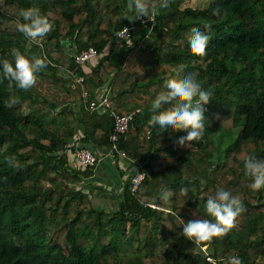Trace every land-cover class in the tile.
<instances>
[{"label":"trees","instance_id":"1","mask_svg":"<svg viewBox=\"0 0 264 264\" xmlns=\"http://www.w3.org/2000/svg\"><path fill=\"white\" fill-rule=\"evenodd\" d=\"M184 1L169 0L147 35L133 32L121 44L115 31L135 15L127 0L2 1L0 60L14 63L17 48L51 63L27 91L0 71V264H208L182 227L189 219L214 220L205 204L220 188L243 210L227 235L207 242L209 253L223 264L231 255L264 264V188L253 191L244 170L247 157L264 159V0H209L196 8ZM32 6L53 24L35 42L16 28L19 10ZM193 27L209 36L203 56L190 50ZM88 46L102 55L80 66L73 56ZM188 73L212 99L204 105L203 137L181 147L176 141L186 132L149 120L165 80ZM105 86L109 106L90 112L82 88L92 96ZM137 107L120 146L147 175L131 192L129 175L118 169L117 207L98 208L82 187L94 166L75 167L68 150L107 147L111 112ZM163 187L172 192L167 203Z\"/></svg>","mask_w":264,"mask_h":264},{"label":"clouds","instance_id":"2","mask_svg":"<svg viewBox=\"0 0 264 264\" xmlns=\"http://www.w3.org/2000/svg\"><path fill=\"white\" fill-rule=\"evenodd\" d=\"M169 0H127V7L132 10L134 17H127L130 21L146 18L154 23L158 8H166ZM219 10L217 9L216 12ZM53 24L47 15L32 6L22 8L17 13L16 28L25 37L32 41L43 38L52 30ZM205 28H211L206 24ZM128 29L124 28L127 33ZM209 36L200 28L193 27L189 36L191 52L203 56L206 52ZM14 63L9 59L0 60L2 78L22 90H29L35 86L37 73L44 69L51 61L46 57L28 58L17 48H13ZM165 90L160 91L151 104L152 115L149 123L159 125L161 129L184 131L186 135L180 136L176 143L181 147H189L192 141H199L204 133L205 108L212 99V92L202 88L195 73H188L182 79H167ZM12 101L11 103H14ZM11 103L9 106H11ZM170 105V107H164ZM80 146V145H78ZM245 175L252 179L249 187L253 191L264 188V159L249 156L244 161ZM184 195L187 188H182ZM172 192L167 187L161 189L160 199L167 203ZM243 210L242 201L231 194L230 191L220 188L214 196H209L205 204V212L210 219H189L183 223V236L199 247L213 238H219L235 227L236 218ZM226 264H243L238 255L228 257Z\"/></svg>","mask_w":264,"mask_h":264},{"label":"built area","instance_id":"3","mask_svg":"<svg viewBox=\"0 0 264 264\" xmlns=\"http://www.w3.org/2000/svg\"><path fill=\"white\" fill-rule=\"evenodd\" d=\"M144 26L145 32L144 35H147L153 23L148 21L146 18L144 19H137L136 21H125L121 24L119 28L116 29L114 35V41L118 44H121L123 41L128 40L131 38L133 32L137 26ZM124 28H127V33L124 32ZM101 52H99L94 46L85 47L79 51H77L74 56V62L79 64L80 66H84L85 63L88 61L97 60L101 56ZM84 80L83 74H78L76 76L77 82H82ZM75 84L72 83V86ZM111 91L110 86L103 87L100 92L96 95H90L89 90L87 88H82L81 90V99L82 103L86 109L90 112H94L96 110H103L104 108L109 106V97ZM141 109L137 107L127 113L119 114L116 112H111L112 116V129L110 132V143L106 148V154L112 156L113 161L116 163L118 167L126 170L129 175V188L131 192H135L138 190L141 182L146 177L147 172L143 168V163L141 160L134 158L133 156L129 155L124 149L121 148V142L128 132L129 128L134 125V118L137 112ZM146 135L151 133V128H146L144 130ZM70 156L73 158L74 161H77L79 164L76 165L77 167L85 168L87 166H95V164L100 160V155L96 153L93 149L89 148L88 146H76L75 149L68 150ZM124 162L126 164H124ZM131 165H129V163ZM157 207L156 205H153ZM203 254V258L208 264H223L218 258L212 256L208 251V244L205 243L199 247Z\"/></svg>","mask_w":264,"mask_h":264},{"label":"crops","instance_id":"4","mask_svg":"<svg viewBox=\"0 0 264 264\" xmlns=\"http://www.w3.org/2000/svg\"><path fill=\"white\" fill-rule=\"evenodd\" d=\"M100 149L103 151L100 152ZM105 149L100 145L93 147V150L101 157L94 166L93 174L84 179L85 188H89L90 197L98 208L114 210L118 205L119 192L122 187V178L118 170L121 167L117 168L112 156L106 154ZM70 162L75 165L72 157ZM125 172L127 173L126 170Z\"/></svg>","mask_w":264,"mask_h":264},{"label":"rangeland","instance_id":"5","mask_svg":"<svg viewBox=\"0 0 264 264\" xmlns=\"http://www.w3.org/2000/svg\"><path fill=\"white\" fill-rule=\"evenodd\" d=\"M2 1L3 0H0V6H1ZM208 2H209V0H185L182 5H190V6L196 8V7H200L203 4L208 3ZM145 29L146 28L144 26L138 27V28L135 29V32L138 33V34H140L141 32L145 31ZM180 73L181 72H178L177 75L179 76ZM88 147L91 148V149H93V147H95V145L89 144ZM102 151L103 150L100 149V152H102ZM74 163L79 166V164L77 163V161H74ZM76 165H74V166L77 167ZM82 185H83L82 187L85 188V181L83 179H82Z\"/></svg>","mask_w":264,"mask_h":264},{"label":"water","instance_id":"6","mask_svg":"<svg viewBox=\"0 0 264 264\" xmlns=\"http://www.w3.org/2000/svg\"><path fill=\"white\" fill-rule=\"evenodd\" d=\"M61 108L64 109V110L67 109L68 108V104L63 105Z\"/></svg>","mask_w":264,"mask_h":264}]
</instances>
